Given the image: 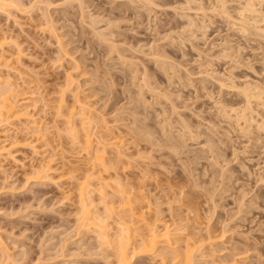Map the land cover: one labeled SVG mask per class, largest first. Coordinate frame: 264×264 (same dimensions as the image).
Returning <instances> with one entry per match:
<instances>
[{
    "label": "rangeland",
    "instance_id": "374dc122",
    "mask_svg": "<svg viewBox=\"0 0 264 264\" xmlns=\"http://www.w3.org/2000/svg\"><path fill=\"white\" fill-rule=\"evenodd\" d=\"M139 1L19 0L0 11L1 86L10 80L36 118L0 126V144L20 143L0 158V264H119L116 221L131 213L117 181L147 196L137 211L148 225L180 227L172 254L161 245L163 260L132 264H185L187 241L194 264H264V94L251 95L264 92V4L242 16L248 0ZM75 92L89 101L107 172L88 156L82 116L78 140L65 131ZM48 163L53 175L28 183ZM84 185L99 230L83 222Z\"/></svg>",
    "mask_w": 264,
    "mask_h": 264
},
{
    "label": "bare ground",
    "instance_id": "6f19581e",
    "mask_svg": "<svg viewBox=\"0 0 264 264\" xmlns=\"http://www.w3.org/2000/svg\"><path fill=\"white\" fill-rule=\"evenodd\" d=\"M66 1V0H65ZM81 1V0H80ZM139 1V0H138ZM143 1V0H142ZM145 1V0H144ZM19 0L17 1V0H0V11H10V10H13L14 8H17V7H19L18 5H19ZM140 2V1H139ZM141 4H142V2H140ZM145 3V2H144ZM144 3L142 4V5H144ZM148 3H150L149 1L148 2H146L145 4H148ZM21 4V3H20ZM73 4V3H72ZM257 4H259V5H262V4H264V0H248L247 1V4H246V6L244 5V8L243 9H241L240 11H239V15H244V13L243 12H247V11H249V12H257V11H255V10H253V8L255 7V5H257ZM24 6V5H23ZM150 6V5H149ZM32 7V6H31ZM30 7V8H31ZM81 7V6H80ZM146 7V6H145ZM224 5H223V10H224ZM261 7V6H260ZM259 8V7H258ZM82 9V8H81ZM225 11V10H224ZM261 11V10H260ZM225 13H226V11H225ZM224 13V14H225ZM258 14V13H257ZM261 15V14H260ZM261 16H263V15H261ZM259 17V16H258ZM260 18V17H259ZM263 18V17H262ZM258 21V20H257ZM262 21V20H261ZM263 22H264V20H263ZM246 23V22H245ZM259 23V22H258ZM249 24V23H248ZM256 25V24H255ZM254 25V26H255ZM243 26V25H242ZM245 26V25H244ZM258 26V25H257ZM264 26V25H263ZM246 27V26H245ZM250 27V26H249ZM247 29H248V27H247ZM250 29V28H249ZM253 30H255V29H253ZM264 30V29H263ZM261 31V33H258L259 35H263L264 36V31ZM260 31V30H259ZM259 31H257V32H259ZM256 31L254 32L255 34L257 33ZM101 34V33H100ZM257 35V34H256ZM101 37H102V35H100ZM104 36V35H103ZM258 36V35H257ZM100 37V38H101ZM106 37V36H105ZM258 38V37H257ZM264 38V37H263ZM103 39H104V37H103ZM260 39V38H259ZM4 40H6V38L5 39H1L0 40V49H2L1 51H3L4 49L3 48H5V46L4 45H6L7 43H6V41H4ZM100 40V39H99ZM261 41V40H260ZM6 43V44H5ZM112 48H114V47H112ZM113 52V51H112ZM240 52V51H239ZM133 64V63H132ZM69 75V74H68ZM68 79V78H67ZM1 80V79H0ZM69 80V81H68ZM67 80V82H68V84H67V86L66 87H72V85H74L73 84V82L74 81H72L71 80V76H70V78ZM73 80H74V78H73ZM2 82H0V87L2 88V84H1ZM6 84H7V87L5 86L4 87V89H7V90H4L3 88H2V90H0V126H2V125H6V124H8V125H10L9 123H13V124H16V123H14V122H23V123H27V125H32V124H34L35 123V117H34V114L32 113V111L30 112V110L27 108V106L25 107L24 105H22L23 104V102H21L20 103V100H19V95L20 94H18L17 92H16V87H14V85L10 82V80H7V82H6ZM65 87V86H64ZM73 88V87H72ZM65 89V88H64ZM252 89V88H251ZM258 89V88H257ZM256 89V90H257ZM65 90H68V89H65ZM65 90H64V92H65ZM74 90V89H73ZM255 90V89H254ZM260 90V89H259ZM69 91H71L70 89H69ZM68 91V92H69ZM4 92V93H3ZM72 92V91H71ZM78 92V91H77ZM254 92H256V91H254ZM63 93V92H62ZM244 93V92H243ZM81 94V93H80ZM247 94H249V96H251L252 95V97L254 98V99H257L258 98V100H260V98H262L261 96H263V94H264V92L262 91H260V92H258L257 94L255 93V94H251L250 95V93H247ZM246 94V95H247ZM73 96V95H72ZM249 96H247V97H249ZM81 97H82V95H81ZM80 96H79V94L78 93H76L75 92V95H74V97H73V105L71 106V107H68V109L66 110V112H67V114H66V121H65V123L64 124H66V127H64L65 128V131H66V133H68L69 132V134H71L70 136L72 137H74L75 138V140L77 139H79V133H78V126L76 127V124H74V122L72 121L73 119L72 118H74L76 115H79V116H82L83 118H82V124H83V126H82V130L84 131V135L83 136H81L82 138H83V140L86 142V149H88V151H89V154H88V156H90L89 158H91V160L93 161L92 163H94L93 164V166L95 165V164H100V166H101V170L103 169V170H106L107 168H108V164H106L105 162H103L104 161V159L103 160H101L103 157H102V155L103 154H101V156L99 155L100 154V151L101 150H105V149H101V150H99L100 149V147L99 148H95L94 146H93V143H92V138H91V134L88 132V131H91L92 129H91V127H92V125H91V123H90V121H88L89 119H90V115H88L89 114V112H88V114L86 113V111H88V107H87V105H89V104H87V102H89L88 100H86L85 101V98H81ZM85 97V96H84ZM87 97V96H86ZM251 98V97H250ZM23 100V99H22ZM262 100V99H261ZM24 101V100H23ZM26 102L27 101H25L24 103L26 104ZM250 102V101H249ZM23 106H24V108H23ZM87 107V108H86ZM60 110H63V108L61 107V105H60ZM90 110V109H89ZM65 112V113H66ZM61 114V112L59 113V115ZM63 114V113H62ZM86 114H87V116H90L89 117V119L87 120V118H85L86 117ZM65 115V114H64ZM68 115V116H67ZM70 115V116H69ZM62 116V115H61ZM85 116V117H84ZM93 116V115H92ZM35 118V119H34ZM62 119H63V121H64V118H63V116H62ZM96 119V118H95ZM92 120V119H91ZM93 122L94 123H96L94 120H92V124H93ZM23 123H22V125H23ZM12 124V125H13ZM107 124V123H106ZM26 125V124H25ZM99 125V124H98ZM7 126V125H6ZM24 126V125H23ZM65 126V125H64ZM90 126V127H89ZM107 127V126H106ZM112 127V126H111ZM4 129H5V127H3ZM63 128V127H62ZM64 128H63V130H64ZM77 128V129H76ZM88 128L89 129H91V130H88ZM109 128V127H108ZM107 128V129H108ZM104 129V128H103ZM106 129V130H107ZM100 130H102V128L100 129ZM141 130V129H140ZM1 131H2V129H1ZM5 131V130H4ZM4 131L2 132V134H4ZM39 131H40V129H39ZM64 131V132H65ZM63 132V133H64ZM99 132V131H98ZM109 132V131H108ZM1 133V132H0ZM142 133H144V132H142ZM99 134H101L100 132H99ZM61 135H62V133H61ZM97 135V134H96ZM4 136V135H3ZM2 136V137H3ZM101 136V135H100ZM99 136V137H100ZM147 136H149L148 134H147ZM72 137V138H73ZM146 137V136H145ZM149 137H151V136H149ZM73 138V139H74ZM102 138L104 139V137L102 136ZM148 138V137H147ZM0 139H1V137H0ZM106 139V138H105ZM152 140H154V139H152ZM109 140H107V142H108ZM171 141V140H170ZM6 142V141H5ZM4 141L0 144V158H5L6 157V159H7V157L9 158H11L12 157V155H13V153L12 152H14L13 151V149H15V148H18L19 146V141H16L15 140V142L13 143V142H11V143H13V144H11V146H10V144H6ZM99 142V141H98ZM110 142V141H109ZM114 142H116L117 143V140L116 141H114ZM175 142V141H174ZM5 143V144H4ZM19 143V144H18ZM104 143H105V141H104ZM172 143V142H171ZM99 144V143H98ZM29 145V144H28ZM105 145V147H108V146H106L107 144H104ZM109 145V144H108ZM114 145V146H113ZM113 145H111V146H113L114 148H115V146H117L118 144H114L113 143ZM102 147H104V146H102ZM104 147V148H105ZM116 149H118V147L116 148ZM115 149V150H116ZM174 149V148H173ZM179 149V148H178ZM98 150H99V152H98ZM97 152V153H96ZM103 152V151H102ZM116 152V158H118L119 160H118V162L117 163H119V161H120V159L122 158V159H124L123 158V156H124V154H123V151H119V150H116L115 151ZM172 152V151H171ZM97 154V155H96ZM115 155V154H114ZM14 157V156H13ZM102 157V158H101ZM9 158V159H10ZM12 159V158H11ZM14 159V158H13ZM126 159V158H125ZM114 160V159H113ZM106 161V160H105ZM117 161V160H116ZM115 161V162H116ZM126 161V160H125ZM49 162V161H48ZM112 162H114V161H112ZM121 162V161H120ZM108 163V162H107ZM110 163V162H109ZM122 163V162H121ZM48 165V166H47ZM47 165H42L41 166V168H37L36 170H32V172L30 173V175H29V177H28V183H31V184H41L43 181H46V180H48L50 177H51V173H52V175H53V172H51L52 171V166L50 167L49 166V163L47 164ZM99 165H98V167H100ZM111 166V165H110ZM118 166H119V164H118ZM97 169H98V167L97 166H95ZM113 167H114V165H113ZM112 167V168H113ZM117 168V167H116ZM109 169V168H108ZM107 169V170H108ZM99 170V169H98ZM107 170H106V172H107ZM114 170H115V168H114ZM94 171H95V168H94ZM105 172V171H104ZM28 175V174H27ZM116 175V174H115ZM116 176H118V175H116ZM51 180V179H50ZM101 181V180H100ZM103 181H105V180H103ZM118 182V181H117ZM115 183L116 184V186L115 187H113V190H114V188L115 189H117L118 191H115V192H117V195L119 196H117L118 198H119V200H120V203L119 202H117V204H119L120 206H123L122 208L123 209H128L129 211H130V213H128V214H130V221L128 220V223L125 221L124 222V218L123 219H119L118 217H116V218H118L119 219V222L118 221H116V223L119 225V227L121 228L120 230L121 231H119L118 233V235L116 236V238L113 236V238H115V239H113V240H115V242H117V243H115V244H117V246H115L114 245V243H112L113 244V246H115V247H117L118 249H117V252H118V261H119V264H132V262H133V260L135 259V257L136 256H139V255H145V256H149V255H151V254H156L159 250H160V248H161V245H163V247H165L164 249V251H167L168 249H170V251H171V253L169 252V253H167V254H172V246H173V244H172V240H175L181 233L179 232L180 230V227L179 228H176L175 226H170V227H172V229H170V227L169 226H167L165 229H164V231L163 232H161L160 233V231H158L157 229L158 228H156L157 226V224H153V223H150V225H148L145 221V218L143 217V215H142V213H140V210L139 211H137L139 208H141V206H147L146 205V203L147 204H149L148 202H147V196L145 195L144 197L143 196H141V195H139V193H140V191H137L138 192V195H135V194H133L132 192H130V190L129 191H127L126 190V188H127V186L125 187V185L124 186H122V184H118V183ZM45 183V182H44ZM101 183V182H100ZM145 183V182H144ZM108 184V183H107ZM142 184V183H141ZM100 186H102V185H100ZM104 186H105V184H104ZM103 186V187H104ZM85 187V185L82 187H80L79 189H80V202H81V204L83 205V210H85V212L82 214L83 215V219H84V221L83 222H85V224H87L86 226H87V228L86 229H89L90 230V228H96L97 227V225L96 224H98L99 222L97 221V223L96 224H94L95 222H92L93 221V218L94 217H91L90 215H91V213L89 212L90 210L89 209H86L87 207H88V205H86V204H88V202H87V200L89 199V195L91 194V192L90 191H88V189L89 188H87V186H86V188H87V190L84 188ZM108 187V186H107ZM100 188H102V187H100ZM129 189H130V187H128ZM106 189V188H105ZM142 189V188H141ZM140 189V190H141ZM112 190V189H111ZM101 191H103V188H102V190H100V192ZM115 192H114V194H115ZM97 193H98V191H97ZM103 193V192H102ZM134 193H136V192H134ZM143 193V191L140 193V194H142ZM96 194V193H95ZM101 194V193H100ZM113 194V193H112ZM113 194V195H114ZM137 194V193H136ZM145 194V193H144ZM143 194V195H144ZM98 195H99V193H98ZM105 195V193H103V196ZM100 196V195H99ZM102 196V195H101ZM114 197H115V195H114ZM114 200V199H113ZM115 200H117V199H115ZM118 200V201H119ZM89 201H90V199H89ZM91 201H92V199H91ZM85 202H87V203H85ZM95 202V201H94ZM116 202V201H115ZM84 203V204H83ZM91 203H93V202H91ZM91 203L89 204V205H91ZM85 206V207H84ZM87 206V207H86ZM119 206V207H120ZM144 206V207H145ZM149 206V205H148ZM115 207H113V208H108L107 207V209L106 210H108L107 211V214H109V216H113V215H111L112 214V212L113 211H115L116 210V208L114 209ZM121 208V209H122ZM122 209V210H123ZM142 209V208H141ZM111 210H113V211H111ZM127 210V212H129ZM116 212H117V210H116ZM116 212H115V214H116ZM125 212V211H124ZM122 213V212H121ZM119 214V213H118ZM139 214H141V215H139ZM144 214V213H143ZM117 215V214H116ZM126 215V214H125ZM124 215V216H125ZM108 216V215H107ZM115 216V215H114ZM118 216V215H117ZM111 217H109V219L111 218ZM126 217H128V216H126ZM141 217V218H140ZM99 218V217H98ZM114 218V217H113ZM96 219L97 218H94V220L96 221ZM102 219V218H101ZM112 219V218H111ZM97 220H100V219H97ZM114 221V220H113ZM82 222V223H83ZM100 223H102V221L100 222ZM103 223H104V221H103ZM102 223V224H103ZM105 223H107V221H105ZM131 223V224H130ZM88 224H89V226H88ZM90 224H91V226L94 224V226H92V227H90ZM102 224H100V226L102 225ZM152 224V225H151ZM96 225V226H95ZM108 225V224H107ZM174 225V224H173ZM82 226H85L84 225V223H83V225ZM85 226V227H86ZM100 226L98 227V228H100ZM104 226V225H103ZM106 226V225H105ZM109 226V225H108ZM90 227V228H89ZM102 227V226H101ZM102 228H104V227H102ZM85 229V230H86ZM108 229V228H107ZM183 229V228H182ZM96 230H99V229H97L96 228ZM100 230H101V228H100ZM105 230V229H104ZM103 229L101 230V232L100 231H98V233H99V236L98 237H101V239L99 240V241H102V243L103 242H105L106 244H105V246H108V244H109V247L111 246L110 244H111V242H113V240L110 242L108 239H109V236L110 235H108L107 234V231L105 232ZM183 231V230H182ZM181 231V232H182ZM109 232V231H108ZM177 232H179V233H177ZM101 233V234H100ZM174 233H177V237L176 236H174L175 234ZM179 234V235H178ZM174 236V237H173ZM218 237V236H217ZM173 238V239H172ZM110 239H112V238H110ZM209 239V238H208ZM215 239V238H214ZM217 239V238H216ZM137 240H138V243H137ZM210 240V239H209ZM189 241H190V239H189ZM174 242V241H173ZM188 242V241H187ZM186 242V257H187V259H186V262H185V264H194L195 263V260H194V250H196L194 247L196 246V244L194 245V246H192L193 244L192 243H190V242H188L187 243ZM101 243V242H100ZM101 243V244H102ZM104 245V244H103ZM102 246V245H101ZM105 246H102V247H105ZM111 248V247H110ZM167 249V250H166ZM116 251V250H115ZM178 251V250H177ZM181 251V250H180ZM176 252V251H175ZM116 253V252H115ZM165 253V252H164ZM158 255L160 254V256L161 257H163L162 258V260L164 259V254H162V253H157ZM156 254V255H157ZM180 255V254H179ZM159 256V257H160ZM167 255L165 254V257H166ZM176 256H178L177 254H176ZM176 256H174V257H176ZM196 256V255H195ZM185 257V258H186ZM177 258V257H176ZM185 258L183 259L182 258V261L184 260L185 261ZM239 259H240V257H238ZM166 259V258H165ZM169 259H170V257H169ZM196 259V258H195ZM245 259V258H244ZM167 260V259H166ZM165 260V261H166ZM171 260V259H170ZM197 261V260H196ZM245 261V260H244ZM181 262V261H180ZM164 263V262H163ZM183 263V262H182ZM197 263V262H196ZM162 264V263H161ZM165 264V263H164ZM180 264V263H179Z\"/></svg>",
    "mask_w": 264,
    "mask_h": 264
}]
</instances>
